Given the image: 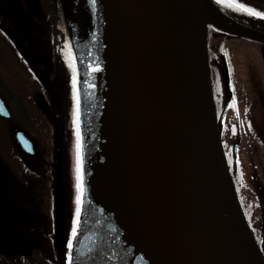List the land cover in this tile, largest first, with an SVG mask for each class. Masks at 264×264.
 I'll use <instances>...</instances> for the list:
<instances>
[{
  "label": "water",
  "instance_id": "1",
  "mask_svg": "<svg viewBox=\"0 0 264 264\" xmlns=\"http://www.w3.org/2000/svg\"><path fill=\"white\" fill-rule=\"evenodd\" d=\"M70 5L85 183L72 264H264L222 141L230 100L219 120L208 26L261 42L264 33L234 21L213 0H97L94 26L82 0ZM0 26L40 77L20 39ZM0 114L11 115L1 97ZM15 135L31 152L26 134ZM56 215L65 264L59 178Z\"/></svg>",
  "mask_w": 264,
  "mask_h": 264
},
{
  "label": "flooded vegetation",
  "instance_id": "2",
  "mask_svg": "<svg viewBox=\"0 0 264 264\" xmlns=\"http://www.w3.org/2000/svg\"><path fill=\"white\" fill-rule=\"evenodd\" d=\"M214 1L216 2V0ZM6 3L8 6H5ZM45 4H48V2ZM217 5L235 21L264 33V17L250 15L246 10L247 8H252L257 12H264V0H221ZM241 5L246 7L241 8ZM59 7L60 4L56 2L54 6L56 13L60 11ZM40 11L32 4L31 0H24L18 3L15 0H0V22L11 29L20 39L25 49L36 60L41 75L39 77L36 74L29 61L20 53L12 38L0 26V43L4 47V53L6 52V47L13 52L14 63L17 65L19 72H23L24 81L23 84L20 83V86H18L19 89L16 88L19 90L17 91L0 72V97L11 111L10 117L0 114V130L6 132L3 143L0 142V203L5 202L6 204V201H9L11 208L13 204L20 203L22 208L20 218H47L44 223H39L41 220L31 219L25 220V225H20L15 221L11 222L12 220L9 219L10 215L6 214V212H1L0 264H62L58 249L52 246L55 241V234L53 235L50 229H52L51 225H55L52 221L53 219L51 220L54 215L44 214L42 207L37 202V198L42 200L43 197H48V193L50 194L51 192H54L55 195L57 179L59 178L62 196L64 195L68 205L69 216H73L77 206L78 136L77 124L75 123L76 117L74 116L76 100L73 99L72 87L74 68L77 70L79 139L82 145L80 154L84 173V129L80 72L76 51L64 24L58 23L56 25L57 30L52 23V18L47 16L51 14V11L49 13L44 10L42 21L40 20ZM25 18L26 22L21 24V21ZM56 18L58 19V17ZM52 30H55V33L57 32L58 39H55V33L53 35ZM209 31L211 32V35L209 33V39L213 43V48H209L212 78L215 70V73L220 75L223 87L222 96L220 95V99L217 100L218 115L219 117L222 115L229 95L232 96L231 107H229L225 117V126H228L227 135L233 138V145L229 154L233 153L234 158H236L233 163L234 167L238 168L239 166L243 170L244 176H246L243 162H237L239 155L235 157L234 144L237 141L241 142V139L237 137L239 128L244 126V123L249 124V122L252 123L254 129L256 127L259 128V132L256 130L255 132L260 134L258 135L260 138L264 139L262 126H257L255 119L251 115V110L255 107L264 108V87L253 76L256 74V66L248 67L245 62V68H243L241 62H239L240 57L235 50H232L234 46L227 43L230 42L231 38L238 37L212 27H209ZM239 39L250 43V46L256 48V56L260 55L263 59L262 63L264 62V42L247 38ZM221 42L224 44L222 49L218 45ZM229 77L233 87L232 93L229 92ZM257 85L259 86L257 87ZM218 89L219 87L214 85V90L218 92ZM24 94H28L27 97L30 100V104L26 103ZM14 107L19 111H16ZM18 127L31 140V152L25 151L19 145L15 135L16 130L19 129ZM225 135L223 132V137ZM237 138L238 140H236ZM42 175L44 177H41ZM16 178L19 181L17 186L14 184ZM244 179L241 196L247 200L252 217H254L253 206H256L258 198H252L248 195V180L246 177ZM253 179L256 180L255 175H253ZM36 185L41 188L45 187V189L43 188L44 190L41 189L36 192V198H34V196L28 195L29 192L26 189ZM259 192L263 194V189L260 188ZM259 196L261 198L260 194ZM262 200H264V197L261 198ZM12 224L14 227L24 228V232L11 231ZM255 226L256 223L254 224ZM28 228L30 232L25 230ZM255 228L259 230L260 236L263 238V229ZM23 233L36 238L38 245L16 249L10 248L12 236L17 237L18 234ZM34 235H37V237H34ZM69 252H71L73 257V252L67 247L64 253L65 264H69L67 258Z\"/></svg>",
  "mask_w": 264,
  "mask_h": 264
},
{
  "label": "rangeland",
  "instance_id": "3",
  "mask_svg": "<svg viewBox=\"0 0 264 264\" xmlns=\"http://www.w3.org/2000/svg\"><path fill=\"white\" fill-rule=\"evenodd\" d=\"M22 1H24V0H15V2H17V3L22 2ZM31 1H32V4L36 8H38L39 11L42 8V10L39 12L41 21L44 18V12L45 11L46 12L51 11V14L47 15V16L49 18H52V23H53L54 27L57 29L56 25L58 23H60V24L63 23L65 26V30H66L69 38H70L71 35H70V32H68L69 26H68V15H67V13L71 9L70 2L72 0L71 1L70 0H31ZM46 2H48V4H45ZM56 2H58V4H60V7H59L60 11H58V13H56V9H54ZM79 2H80V0H75L76 5H78ZM43 4H44V6H43ZM5 6H8V4L6 3ZM52 7H53V9H52ZM55 14H56V16H55ZM56 17H58V19ZM54 18H55V20H54ZM25 22H26V18L21 21V24H24ZM9 23L13 26V24L11 22H9ZM52 33L54 35L55 30H52ZM209 33L211 35L210 31H209ZM55 39H58L57 32L55 33ZM227 43H230L231 46H234V47H232V50H235L236 54L240 57L239 62H241L243 68H245V62L248 65V67H255L256 66V68H255L256 74H254L253 76L256 78L255 80H258L259 83H262L263 87H264V62L262 63L263 59L260 57V55L256 56V52H255L256 48H254L253 46H250L251 44L248 42L241 41L239 38H231L230 42H227ZM230 50H231V48H230ZM77 61H78V66H79V57L78 56H77ZM14 62H15V58H14L13 52L8 50V48L6 47V52L4 53V47L0 43V72L9 81V83L13 87H15V89H16V88H18V86H20V83L23 84L24 81H23V74H22L23 72L22 73L19 72V70L16 67L17 65H15ZM251 73H253V72L251 71ZM258 86L259 85H257V87ZM18 89H16V90L19 91ZM11 90L13 92H15L13 90V88H11ZM27 95L28 94H24L25 100H26L27 104H30V100L28 99ZM252 108H253V106H252ZM14 109L16 111H19L15 107H14ZM251 113H252L251 115L253 116V118L256 121L257 126H259V127L262 126L261 128H262V131L264 134V108H260L259 106H257L251 110ZM242 118H243V115H242ZM243 123H244V121H243ZM255 130L257 132H259V128L256 127V129H254L251 122H249V124L244 123V126H241V128H239V133L237 134V137H239V139H241V142H240V146H239V159H238V161H239V163L243 162V164H244V168H245L244 171H246V176H244V178L246 177V179L248 180V185H247L248 195L252 198H256V199L258 198L256 206L255 207L253 206V215H254L253 219L256 222V227L261 228L264 231V200L261 201V198L264 197V139L260 138L258 136L260 134L255 132ZM5 134H6V132L0 130V142L1 143H3V141H4V135ZM225 134H226L225 139L228 142L227 146L230 147L231 144L233 145V143H232L233 138H231L230 136L227 135L228 130H226ZM236 140H238V138ZM253 175L256 176V180L253 179ZM41 177H44V175H42ZM43 182H44V180H43ZM17 183H19V181L16 178L14 184L17 186ZM43 188L45 189V187L41 188V187H38L36 185V186H31V187L27 188L26 191L29 192L28 195L34 196V198H36L35 193L40 191ZM260 188L263 189V194L259 192ZM45 191H47V190H45ZM9 193H10V191H9ZM25 194H26V192H25ZM259 194L261 195V198H259L260 197ZM48 199H49V203H48ZM14 201L17 202L16 200H14ZM55 201H56V193L54 195V192L53 193L51 192L50 194L48 193V197L45 196L42 198V200H40V198H37V202L42 207L43 213L46 215H48V213H49V215H52V216L54 215V218H51V220L53 219L52 221L55 223V225L54 226L51 225L52 229H50L51 232L53 233V235L54 234L56 235L55 232L58 231L59 226H60L58 219L55 217V213H56V209L54 207ZM55 206H56V204H55ZM62 208H63L65 227H66L65 229H66V233H67V243L70 239L73 240V247L71 248V251L74 252L76 249V245H77L79 236L76 237L75 239H73L71 237L70 220L73 216L68 215V205L66 202V198H64V195L62 196ZM21 209L22 208L20 207V203H18V204L16 203V205L13 204L12 208L9 204V201H6V204H5V202H3L2 204L0 203V213L6 212V214L10 215L9 219L12 220L11 222L15 221L17 224L25 225L24 224L25 220L26 221L31 220V219L32 220L33 219L41 220L39 223H44L45 220L47 221V218H20L21 217ZM81 209H82L81 214L77 217V220L79 222V235H80V231H81L82 225H83V222H82L83 221V214H84L83 203L81 205ZM13 224L15 225V223H13ZM14 225L11 228V231L24 232L23 231L24 228L14 227ZM25 230L30 232L29 228L25 229ZM48 230H49V227H48ZM34 237H37V235H34ZM36 241H37L36 238L30 237V235H26L24 233L18 234L17 237L13 235L12 236V242L10 243L11 244L10 248L16 249V248H20V247L24 248V247H29V246H36V245H38L36 243ZM263 241H264V239H263ZM56 244L58 247V243H56L55 241L52 244V246L56 247ZM7 248H9V247H7Z\"/></svg>",
  "mask_w": 264,
  "mask_h": 264
},
{
  "label": "snow or ice",
  "instance_id": "4",
  "mask_svg": "<svg viewBox=\"0 0 264 264\" xmlns=\"http://www.w3.org/2000/svg\"><path fill=\"white\" fill-rule=\"evenodd\" d=\"M89 4H96L97 0H87ZM221 0H216V3L219 4ZM246 6L241 5V8H245ZM248 14L253 15V16H259V17H264V12H257L252 8H247L246 9ZM219 30V29H218ZM94 71H98L99 69H93ZM76 68H74V75L72 78V87H73V99L76 100V111L74 112V116L76 117L75 123L77 124V136H78V141H77V172H78V184H77V189H78V194L76 196V208L73 213V217L70 220V234L73 239L79 236V222L77 220V217L81 214V205L83 203L82 201V195H83V161L81 158L80 154V148L82 145L80 144V139H79V95L77 91V75H76ZM229 107H231V104H229ZM67 247L71 249L73 247V240L70 239L67 243ZM68 262L69 264H72V255L71 252L67 254Z\"/></svg>",
  "mask_w": 264,
  "mask_h": 264
},
{
  "label": "trees",
  "instance_id": "5",
  "mask_svg": "<svg viewBox=\"0 0 264 264\" xmlns=\"http://www.w3.org/2000/svg\"><path fill=\"white\" fill-rule=\"evenodd\" d=\"M53 9V7H52ZM213 28V27H212ZM214 29V28H213ZM209 44H210V48H213V43L211 42V40H209ZM219 45V48L222 49L224 47V44L221 42L218 44ZM218 48V49H219ZM213 84L216 86V87H219L218 89V92L215 91V97H216V101L219 100L220 98V95L222 96V92H223V87H222V83H221V79H220V75L218 73H215V70H214V75H213ZM228 129V126H224L223 128V132L226 133V130ZM226 136V135H225ZM226 143V142H225ZM228 143V142H227ZM226 143V145H228ZM228 150H229V147H228ZM227 150V155L229 157V163H230V167H231V171H232V175H233V179H234V182H235V185L237 187V190H238V193H239V197H240V200H241V203H242V206L244 208V211L246 213V216H247V219L249 221V223L251 224L252 228H254V231H255V235L257 237V240L258 242H260L261 244L263 243V238H261L260 236V233H259V230L257 228L254 227V224L256 223L255 220L252 218V212H251V209L248 205V202L247 200L241 196L242 194V187L244 186V174H243V170L238 166V168H235L233 163L235 161V158H234V155L233 153L232 154H229L230 150L228 151Z\"/></svg>",
  "mask_w": 264,
  "mask_h": 264
},
{
  "label": "bare ground",
  "instance_id": "6",
  "mask_svg": "<svg viewBox=\"0 0 264 264\" xmlns=\"http://www.w3.org/2000/svg\"><path fill=\"white\" fill-rule=\"evenodd\" d=\"M82 6L86 17L89 20V26H94L96 24V19L92 4H89L87 0H82Z\"/></svg>",
  "mask_w": 264,
  "mask_h": 264
}]
</instances>
